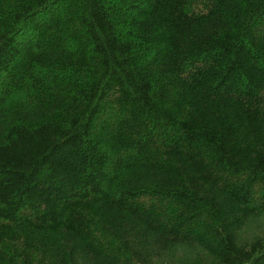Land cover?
Instances as JSON below:
<instances>
[{
    "label": "trees",
    "instance_id": "1",
    "mask_svg": "<svg viewBox=\"0 0 264 264\" xmlns=\"http://www.w3.org/2000/svg\"><path fill=\"white\" fill-rule=\"evenodd\" d=\"M0 264H264V0H0Z\"/></svg>",
    "mask_w": 264,
    "mask_h": 264
},
{
    "label": "rangeland",
    "instance_id": "2",
    "mask_svg": "<svg viewBox=\"0 0 264 264\" xmlns=\"http://www.w3.org/2000/svg\"><path fill=\"white\" fill-rule=\"evenodd\" d=\"M176 253H177V254H182L181 250L177 251ZM186 254H187V253H186ZM174 256H176V254H175ZM177 258H182V257H181V255H179V256H177Z\"/></svg>",
    "mask_w": 264,
    "mask_h": 264
}]
</instances>
